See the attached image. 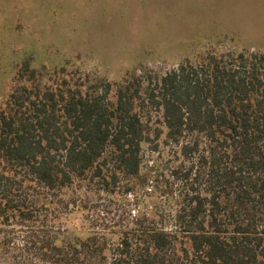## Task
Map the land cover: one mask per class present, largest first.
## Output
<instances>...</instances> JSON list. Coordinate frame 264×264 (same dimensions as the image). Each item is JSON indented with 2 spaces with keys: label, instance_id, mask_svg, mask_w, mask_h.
Returning a JSON list of instances; mask_svg holds the SVG:
<instances>
[{
  "label": "trees",
  "instance_id": "obj_1",
  "mask_svg": "<svg viewBox=\"0 0 264 264\" xmlns=\"http://www.w3.org/2000/svg\"><path fill=\"white\" fill-rule=\"evenodd\" d=\"M199 59L143 98L66 65H15L0 97V264H264V53ZM159 141L177 148L174 214H97L99 193L135 190L143 145Z\"/></svg>",
  "mask_w": 264,
  "mask_h": 264
},
{
  "label": "rangeland",
  "instance_id": "obj_2",
  "mask_svg": "<svg viewBox=\"0 0 264 264\" xmlns=\"http://www.w3.org/2000/svg\"><path fill=\"white\" fill-rule=\"evenodd\" d=\"M244 50L264 53V0H0V97L23 60L124 82L143 98L151 90L159 94V78L198 66L207 52ZM176 151L161 141L143 145L135 190L117 197L99 193L97 214L123 222L153 208L173 215L168 168Z\"/></svg>",
  "mask_w": 264,
  "mask_h": 264
}]
</instances>
